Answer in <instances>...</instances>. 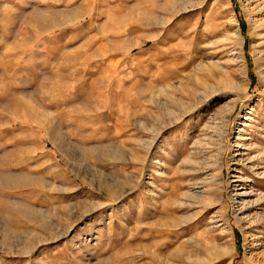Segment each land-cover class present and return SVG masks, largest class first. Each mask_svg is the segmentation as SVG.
Masks as SVG:
<instances>
[{"label":"rangeland","instance_id":"374dc122","mask_svg":"<svg viewBox=\"0 0 264 264\" xmlns=\"http://www.w3.org/2000/svg\"><path fill=\"white\" fill-rule=\"evenodd\" d=\"M166 261L264 264V0H0V264Z\"/></svg>","mask_w":264,"mask_h":264},{"label":"bare ground","instance_id":"6f19581e","mask_svg":"<svg viewBox=\"0 0 264 264\" xmlns=\"http://www.w3.org/2000/svg\"><path fill=\"white\" fill-rule=\"evenodd\" d=\"M170 3V2H169ZM168 3V4H169ZM172 3V2H171ZM168 4H162V6H159L158 7V10H165V12L167 11V10H169V13H170V11H171V13H173L172 12V10H173V8H172V10H170L169 9V7H168ZM170 5V4H169ZM173 5H174V3H173ZM173 7H175V6H173ZM157 10V9H156ZM176 13V12H175ZM166 14V13H165ZM147 19V18H146ZM152 19V18H151ZM154 19V18H153ZM150 20V19H149ZM158 21V20H157ZM148 22V21H147ZM156 23V22H155ZM231 35H233V36H231V37H233L234 38V42H235V44H237V45H240V42L241 41H243V37H242V35L240 34V32H239V30H236L235 31V33L234 34H231ZM241 56V55H240ZM240 59H241V61L243 60V58L242 57H240ZM243 62V61H242ZM244 68H245V66H244ZM169 76V75H168ZM171 76V75H170ZM169 78V77H168ZM196 154V153H195ZM188 161V160H187ZM190 161V160H189ZM203 181V180H202ZM206 182V181H205ZM199 183V182H198ZM198 185V184H197ZM200 194V193H199ZM184 198L185 199H192V200H196L197 201V198L196 197H198V193H195V192H191V190L190 191H188L187 193H185L184 195ZM261 200V198H259V201ZM203 203V202H202ZM183 204H186V203H183ZM190 205V207H192L193 205H192V203H189ZM203 206H205V207H207V204H204ZM165 264H175L174 262H171V261H166L165 262Z\"/></svg>","mask_w":264,"mask_h":264}]
</instances>
